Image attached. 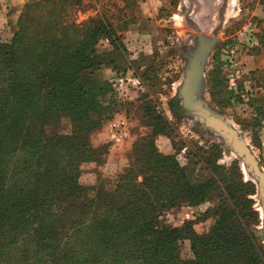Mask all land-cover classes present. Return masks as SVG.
Here are the masks:
<instances>
[{
  "label": "trees",
  "instance_id": "16d2710c",
  "mask_svg": "<svg viewBox=\"0 0 264 264\" xmlns=\"http://www.w3.org/2000/svg\"><path fill=\"white\" fill-rule=\"evenodd\" d=\"M74 6L29 1L13 34H0V263L264 264L255 185L226 176V186L214 177L189 182L175 157L156 146L159 135L172 136L160 117L146 120L151 131L135 142L134 162L112 189L79 182L82 163L97 161L90 134L111 116L112 89L100 72L113 65L125 73L127 51L110 22L75 24ZM105 40L120 41L124 59L99 53ZM64 117L71 134L53 129L47 136ZM180 200H218L206 234L190 223L164 224L162 216ZM186 240L190 258L182 256ZM108 246L129 249L106 260Z\"/></svg>",
  "mask_w": 264,
  "mask_h": 264
},
{
  "label": "rangeland",
  "instance_id": "374dc122",
  "mask_svg": "<svg viewBox=\"0 0 264 264\" xmlns=\"http://www.w3.org/2000/svg\"><path fill=\"white\" fill-rule=\"evenodd\" d=\"M140 1L72 0L77 6L70 16L78 25L104 19L123 36L142 15ZM149 1L154 23L140 30L148 31L153 38L159 36V43L137 42V48L146 50L151 55L150 61L139 65L138 70V65L128 63L126 55L127 62L120 64L125 73L118 72L113 65L104 66L100 72L101 80L112 89L107 99L112 107L108 119L121 120L123 127L132 131L127 138L129 142L103 139L100 147H94L99 164L82 163L79 182L95 187L101 182L112 189L119 175L134 162L135 142L149 135L150 116L160 117L164 129L172 136H158L156 146L165 155L175 157L189 182H204L212 177L220 181L226 176L231 181L242 179L255 185L251 198L260 217L255 227L260 237L264 231V186L259 185L256 167L264 173V0H228L219 29L217 7L208 4L197 15L190 16L184 0ZM7 9H0V34L10 36L24 7L8 13ZM121 43L125 42L121 40ZM115 45L105 40L97 49L105 53L108 61L114 57L124 59V53L119 55L117 50L119 47L122 51L120 41ZM194 63L198 66L195 73L190 72ZM126 73L140 78L142 85L120 86V75ZM186 83L190 84L189 90ZM114 113L122 116H112ZM56 122L49 127L47 136L54 133L53 129L65 137L71 134L68 118ZM217 202L194 205L180 200L165 212L162 220L168 227L190 223L196 233L206 234L214 222L211 212L218 206ZM205 214L206 219L202 220ZM190 246V241L183 242V258L192 255ZM126 249L129 247L122 246L115 251L121 253ZM115 251L108 246L102 257L114 260ZM85 255L86 252L81 256ZM7 261L11 264V260Z\"/></svg>",
  "mask_w": 264,
  "mask_h": 264
},
{
  "label": "crops",
  "instance_id": "0c3cea01",
  "mask_svg": "<svg viewBox=\"0 0 264 264\" xmlns=\"http://www.w3.org/2000/svg\"><path fill=\"white\" fill-rule=\"evenodd\" d=\"M30 0H0V9H7V13L11 10H20L22 9L25 4L27 2H29ZM149 0H147V2L145 3V1L141 0L140 4L142 5L140 9H142V15L141 17L138 18L137 21H133L130 24V27L128 28V31L123 34L122 36V41L125 44V47L127 48V51H129L130 53H128V57H129V61L128 63H130V65H133L135 63V65H138V70H140L139 65L143 66L145 63H147L148 61H150L151 59V55L148 52L145 51H141L142 49L137 48V42L140 45H144V42H149V41H154V45H157L159 42L160 37L158 36L154 38L150 36L149 32H142L140 30L141 27L143 26H153L154 23V17L152 16V14H150V5H149ZM148 17V18H147ZM147 18V19H146ZM140 30V31H139ZM152 31H150L151 33ZM148 33V34H146ZM130 42V43H129ZM146 53V54H145ZM133 63V64H131ZM136 70V71H138ZM116 113V112H115ZM115 113L112 115L114 116ZM115 116H122L121 115H115ZM119 119H122L121 117H119ZM124 123L121 122V120H110L107 119L104 124L98 128L97 130L93 131L90 134V141L93 147L97 148L100 147V145L102 144V142L104 141L103 139H112L113 141H118V142H123L126 141L128 136H131L132 131L129 130L126 127H123ZM161 138L163 136L159 135ZM106 137V138H103ZM157 139V137H156ZM111 140V141H112ZM101 141V142H100ZM126 142H129L128 140ZM156 142V140H155ZM112 147H115V145H112ZM109 152V151H108ZM110 153L114 154V152L112 150H110ZM99 164L98 161L94 160L91 162H88V164ZM262 240L264 242V231L260 232Z\"/></svg>",
  "mask_w": 264,
  "mask_h": 264
},
{
  "label": "flooded vegetation",
  "instance_id": "af4514ba",
  "mask_svg": "<svg viewBox=\"0 0 264 264\" xmlns=\"http://www.w3.org/2000/svg\"><path fill=\"white\" fill-rule=\"evenodd\" d=\"M184 3L190 16L197 15L199 11L201 12L202 9L209 4L210 6H212V8L217 7L216 14H218L220 17V11L222 6L224 5V0H184Z\"/></svg>",
  "mask_w": 264,
  "mask_h": 264
},
{
  "label": "water",
  "instance_id": "95a60500",
  "mask_svg": "<svg viewBox=\"0 0 264 264\" xmlns=\"http://www.w3.org/2000/svg\"><path fill=\"white\" fill-rule=\"evenodd\" d=\"M226 6H227V0H224V5L222 6L221 11H220V23H219V25L217 27L218 29L222 26V23H223V20H224V11L226 9ZM197 69H198V66H197L196 63H194L192 65V68H191L190 72L195 73V70H197ZM185 88H187L189 90L190 89V84L186 83L185 84ZM241 151L244 152L245 149L242 148ZM256 172H257V176H258L259 185L262 187V186H264V173H262L257 167H256Z\"/></svg>",
  "mask_w": 264,
  "mask_h": 264
},
{
  "label": "built area",
  "instance_id": "2783aa9c",
  "mask_svg": "<svg viewBox=\"0 0 264 264\" xmlns=\"http://www.w3.org/2000/svg\"><path fill=\"white\" fill-rule=\"evenodd\" d=\"M119 83H120V86H127L128 84H131L133 86H140L142 85V80L140 78H137L131 74H122L120 75V79H119Z\"/></svg>",
  "mask_w": 264,
  "mask_h": 264
}]
</instances>
